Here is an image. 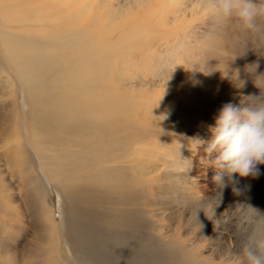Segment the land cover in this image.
Masks as SVG:
<instances>
[{
    "label": "rangeland",
    "instance_id": "374dc122",
    "mask_svg": "<svg viewBox=\"0 0 264 264\" xmlns=\"http://www.w3.org/2000/svg\"><path fill=\"white\" fill-rule=\"evenodd\" d=\"M62 1L53 116L19 80L15 111L7 88L0 96V264L84 263L64 236L69 209L55 186L69 172L81 186L94 180L106 233L125 231L122 216L136 210V242L157 252L136 264H244L254 209L264 213V165L223 188L200 141L225 103L264 95V19L251 32L214 22L200 0ZM123 171L136 206L117 200Z\"/></svg>",
    "mask_w": 264,
    "mask_h": 264
},
{
    "label": "bare ground",
    "instance_id": "6f19581e",
    "mask_svg": "<svg viewBox=\"0 0 264 264\" xmlns=\"http://www.w3.org/2000/svg\"><path fill=\"white\" fill-rule=\"evenodd\" d=\"M41 1L0 0V96H5L4 89L7 88L12 110L15 111L18 94L14 82L19 80L25 86V94L29 98L32 97L33 104L41 107L43 117L49 119L53 116L55 107L52 103L53 91L48 77L51 70H56L55 59L64 48L63 42L53 35L52 29L57 28L59 32L64 28L61 11L62 9L64 11L65 4L62 0H48L45 5L40 6ZM53 1L56 9L50 8V10L56 11V19H52V12L46 14L43 11ZM16 27L19 28L18 34L13 33ZM1 104L0 99V108ZM0 115H2L1 111ZM50 127L58 131L63 129V125L57 120L50 124ZM6 131L7 128L4 130L3 126L0 127L2 138L8 137ZM39 150L42 154L41 147ZM125 179L126 171L116 175L114 190L118 194L117 200L136 206L134 195L124 190ZM155 179V175L147 177L150 182ZM55 180L57 181L55 186L62 192L66 207L69 209L66 213L64 236L73 251L81 258L79 260L85 264H136L137 261H134L139 257L143 261L150 255L157 258L155 248L143 247L136 242V210L128 209L122 216L125 218L123 223L125 231L117 230V234L111 235L102 229L106 223L100 222L101 219L106 218L109 211L100 213L95 209V205L100 204V200L99 195L95 196L92 189L93 179H83L81 186L79 185L81 180L77 179V175L69 172L61 179L56 176ZM137 180L143 181L144 177L139 175ZM142 207L147 211L146 203ZM122 217L118 220L120 221ZM151 250H155V253ZM156 264H161V260H156Z\"/></svg>",
    "mask_w": 264,
    "mask_h": 264
},
{
    "label": "clouds",
    "instance_id": "9594fccd",
    "mask_svg": "<svg viewBox=\"0 0 264 264\" xmlns=\"http://www.w3.org/2000/svg\"><path fill=\"white\" fill-rule=\"evenodd\" d=\"M206 15L216 23L235 20L243 30L259 32L264 19V0H200ZM226 77V76H225ZM242 97L220 107L209 138L200 141L213 170L212 182L235 186L238 179L255 178L264 165V95ZM235 190V189H234ZM259 219L244 248V264H264V213L254 209Z\"/></svg>",
    "mask_w": 264,
    "mask_h": 264
}]
</instances>
